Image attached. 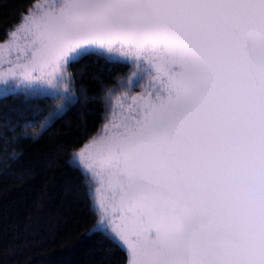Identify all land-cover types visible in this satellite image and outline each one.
I'll return each instance as SVG.
<instances>
[{
	"label": "snow or ice",
	"instance_id": "obj_1",
	"mask_svg": "<svg viewBox=\"0 0 264 264\" xmlns=\"http://www.w3.org/2000/svg\"><path fill=\"white\" fill-rule=\"evenodd\" d=\"M12 9L0 32V99L24 104L0 115V168L50 136L89 201L82 236L119 253L116 264H264V0H18ZM129 57L150 76L131 98L134 115L108 122L124 96L102 83L100 129L79 139L52 131L81 103L74 66ZM141 79L134 73L131 86ZM98 158L112 195L97 206Z\"/></svg>",
	"mask_w": 264,
	"mask_h": 264
},
{
	"label": "trees",
	"instance_id": "obj_2",
	"mask_svg": "<svg viewBox=\"0 0 264 264\" xmlns=\"http://www.w3.org/2000/svg\"><path fill=\"white\" fill-rule=\"evenodd\" d=\"M15 2L0 0V32L11 20ZM74 67L81 103L62 121L64 128L52 130L66 139L81 138L85 128L98 129L103 116L102 83L112 87L128 69L126 64L103 60L82 61ZM80 88L87 89L89 100H84ZM29 103L47 111L43 100ZM23 104L22 97L0 99V115ZM51 139L45 136L15 165L0 168V264H116L119 253L109 255L98 238L82 236L85 218L92 219L85 207L89 201L77 173L65 167L67 157L56 152ZM12 244L16 247L5 257L4 249Z\"/></svg>",
	"mask_w": 264,
	"mask_h": 264
},
{
	"label": "water",
	"instance_id": "obj_3",
	"mask_svg": "<svg viewBox=\"0 0 264 264\" xmlns=\"http://www.w3.org/2000/svg\"><path fill=\"white\" fill-rule=\"evenodd\" d=\"M38 3H52L57 2V0H37ZM22 43V41H21ZM5 53L0 50V71H3L8 65L4 63ZM15 53L12 54V59L15 58ZM129 60V63L126 64L128 66V69L126 70L125 74L122 76V78L115 83L112 87H116V92L114 94L115 96H124V100L122 101L124 107L120 108L115 105V99H113L112 104L108 106L107 109V121H116L119 122L121 119H123L125 116L128 115H134L135 113H129L127 111L128 106L132 104V97L137 96L141 92L144 91V86L148 84V81L150 79V76L147 71H141L142 68H145L146 65L141 63V66L138 67L135 59L132 57L127 58ZM140 72L142 75V79L139 81L138 84H136L135 87H132L130 84V80L134 73ZM121 81L124 82V87H119ZM105 113L103 112L102 120L104 118ZM102 127V121L99 124L98 129ZM97 170L101 173L103 179H96L93 181L92 188H91V200L96 202L97 206L103 202L106 205L109 204L111 199V189L109 187L108 181H107V173L105 171L107 167L106 160L104 158H98L97 161ZM126 264V261H125Z\"/></svg>",
	"mask_w": 264,
	"mask_h": 264
}]
</instances>
